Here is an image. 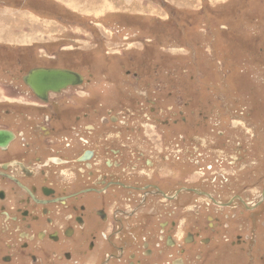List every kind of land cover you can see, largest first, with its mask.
Listing matches in <instances>:
<instances>
[{"label": "rangeland", "instance_id": "obj_1", "mask_svg": "<svg viewBox=\"0 0 264 264\" xmlns=\"http://www.w3.org/2000/svg\"><path fill=\"white\" fill-rule=\"evenodd\" d=\"M40 68L83 77L79 88L52 97L72 101L55 110L69 112L59 116L69 125L98 111L75 124L79 131L88 124L98 128L102 118L115 123V132H154V141L162 139L155 176L167 191L187 186L222 202L234 194L251 203L257 199L264 185V0H0V80L9 81L2 71L23 78ZM17 86L15 95L25 97ZM80 106L83 111L76 112ZM142 135L130 143L151 155ZM206 204L189 195L164 207V213L177 208L178 239L198 225L192 210L204 214ZM240 213H231L237 218L224 234L229 242L242 235L247 243L231 249L214 237L207 246L189 248L185 264H264V207L254 217ZM156 231L150 220L126 240H151ZM150 244L154 254L156 241ZM159 249L164 255L158 259L155 253L149 264L178 257ZM105 254L86 256L80 264Z\"/></svg>", "mask_w": 264, "mask_h": 264}, {"label": "flooded vegetation", "instance_id": "obj_2", "mask_svg": "<svg viewBox=\"0 0 264 264\" xmlns=\"http://www.w3.org/2000/svg\"><path fill=\"white\" fill-rule=\"evenodd\" d=\"M2 73L9 81L4 84L0 80V85L6 86L0 87V264H80L86 256L100 255L101 250L109 254L93 264L116 260L149 264L155 253L158 259L164 255L161 245L178 255L170 264H185L189 248L207 246L215 242L214 237H221L231 249L248 242L247 237L240 239L242 235L229 242L224 233L228 221L237 218L231 213L241 210L238 215L254 217L264 207V185L252 203L242 194L222 202L210 191L196 187L167 191L156 181L163 140L154 141V132H115V123L102 118L98 128L88 124L79 131L75 124L90 120L98 111L82 113L69 125L59 117L69 112L58 114L55 110L59 103L72 101L62 97L54 101L52 97L81 85L49 93L42 101L24 85L21 76ZM18 84L26 98L15 95ZM76 109L80 113L83 106ZM61 122L68 128L61 129ZM100 127L110 131L97 132ZM142 133L151 155L130 143ZM178 137L182 139V135ZM189 195L205 200L206 213L194 208L198 225L195 221L193 229L178 239L176 232L182 223L174 212L177 208L164 213V207H175ZM160 201L165 206L158 210ZM150 220L155 222L157 237L143 238L140 243L133 237L135 242L126 240L132 229L146 228ZM152 241H156L154 254ZM130 245L132 251L127 252Z\"/></svg>", "mask_w": 264, "mask_h": 264}, {"label": "water", "instance_id": "obj_3", "mask_svg": "<svg viewBox=\"0 0 264 264\" xmlns=\"http://www.w3.org/2000/svg\"><path fill=\"white\" fill-rule=\"evenodd\" d=\"M22 82L38 99L46 101L49 93L57 94L69 87L80 86L83 77L67 70L40 68L30 70Z\"/></svg>", "mask_w": 264, "mask_h": 264}]
</instances>
